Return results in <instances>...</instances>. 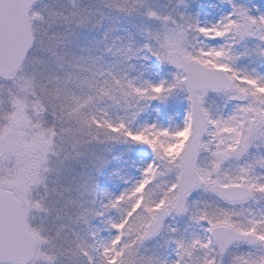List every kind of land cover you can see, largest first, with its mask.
<instances>
[{
	"label": "snow or ice",
	"instance_id": "6c2138e0",
	"mask_svg": "<svg viewBox=\"0 0 264 264\" xmlns=\"http://www.w3.org/2000/svg\"><path fill=\"white\" fill-rule=\"evenodd\" d=\"M0 264H264V0H0Z\"/></svg>",
	"mask_w": 264,
	"mask_h": 264
}]
</instances>
